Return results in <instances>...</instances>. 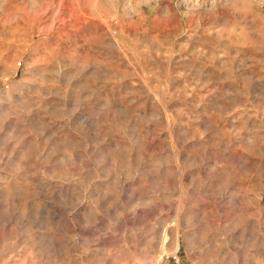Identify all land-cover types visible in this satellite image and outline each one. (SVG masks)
Instances as JSON below:
<instances>
[{"label":"rangeland","instance_id":"374dc122","mask_svg":"<svg viewBox=\"0 0 264 264\" xmlns=\"http://www.w3.org/2000/svg\"><path fill=\"white\" fill-rule=\"evenodd\" d=\"M0 264H264V0H0Z\"/></svg>","mask_w":264,"mask_h":264}]
</instances>
